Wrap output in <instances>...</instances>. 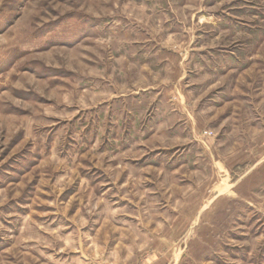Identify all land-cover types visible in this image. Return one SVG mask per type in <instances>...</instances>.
I'll return each instance as SVG.
<instances>
[{"label": "rangeland", "instance_id": "obj_1", "mask_svg": "<svg viewBox=\"0 0 264 264\" xmlns=\"http://www.w3.org/2000/svg\"><path fill=\"white\" fill-rule=\"evenodd\" d=\"M0 264H264V0H0Z\"/></svg>", "mask_w": 264, "mask_h": 264}]
</instances>
